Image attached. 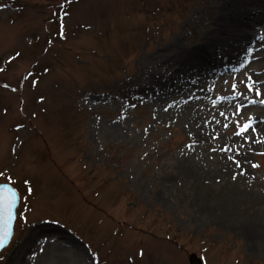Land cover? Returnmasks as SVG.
<instances>
[{"label":"rangeland","instance_id":"374dc122","mask_svg":"<svg viewBox=\"0 0 264 264\" xmlns=\"http://www.w3.org/2000/svg\"><path fill=\"white\" fill-rule=\"evenodd\" d=\"M255 11L224 34L237 59L219 50L195 64L174 44L216 37L214 0H0V182L23 194L3 255L264 264V12ZM235 13L227 7L224 20Z\"/></svg>","mask_w":264,"mask_h":264},{"label":"bare ground","instance_id":"6f19581e","mask_svg":"<svg viewBox=\"0 0 264 264\" xmlns=\"http://www.w3.org/2000/svg\"><path fill=\"white\" fill-rule=\"evenodd\" d=\"M221 6L217 4V2L214 0V6L218 9L217 17L214 22V26H217L216 29L213 31L216 37H210L204 38L199 42L198 47L193 48H187L182 47L178 44H174L175 47L178 49V59L180 61H193L195 64H197L198 61H203L202 64H205L206 61H213L214 58H216L217 52L220 50L222 53L227 57L228 60L237 59L235 55V51H232L231 49H225L223 48V42L222 40L225 39L224 34L231 31V29L238 30L239 27L242 26L241 21L245 20V18L250 16V13L255 11L254 8L251 7L253 3L257 4L258 11L259 9L264 12V0H221L220 1ZM227 7H235L236 13L234 14V17L232 20H230V23L228 21H225V9ZM224 11V14H223ZM258 11H255L256 14H259ZM264 16V15H263ZM220 19V22L218 23L217 20ZM262 21L264 22V17L257 19V22L259 23V26H261ZM209 32V31H208ZM208 32H205L204 35H206ZM252 34L251 33H240L237 35L238 40H248ZM235 55V56H234ZM227 60V61H228ZM183 77L180 78V76H173L172 81L173 83L176 81L178 83ZM169 81H171V78L168 77L167 81L162 85L163 87L166 86ZM175 84V83H174ZM161 86V87H162ZM15 255L11 258V264H15L16 259Z\"/></svg>","mask_w":264,"mask_h":264},{"label":"snow or ice","instance_id":"6c2138e0","mask_svg":"<svg viewBox=\"0 0 264 264\" xmlns=\"http://www.w3.org/2000/svg\"><path fill=\"white\" fill-rule=\"evenodd\" d=\"M61 35H63V33H61ZM20 56H21V53L17 52L15 57H13L12 59H16V58H18ZM0 72H4V69L0 68ZM249 79H250V77H249ZM241 83H243V81H241ZM232 87L233 88H237V85L233 84ZM246 87L250 91L253 89V85H251V84L246 85ZM256 94L259 95V90L258 89L256 90ZM165 111H167V109H165ZM240 111H242V109H237V113L236 114H238ZM221 115H223V113H221ZM238 123H239V121L237 120V124ZM225 127H227V125H225ZM251 127H252V123L251 122L245 123L243 125V127L241 128V131L238 133V135H243V133L247 132V130L249 128H251ZM249 139H251V137H249ZM213 151H215V149ZM235 163H236L237 167H240L239 160H236ZM252 166L253 167H258V165H255V164L252 165ZM0 175H2V173H0ZM8 191L11 192V189H8ZM27 191H28V193H33V188L29 187L27 189ZM4 199L7 201L6 211H7L8 221L10 222L12 220V207L15 204V193H12L10 198L9 197H5ZM51 222H58V221H51ZM7 235H8L7 233L4 234L5 238L7 237ZM2 247H3V242L0 241V248H2ZM129 255H135V253H130ZM139 256H141V257L144 256L143 250H141L139 252ZM0 264H11V261L7 257H5L2 253H0ZM22 264H30V262L25 260V261L22 262Z\"/></svg>","mask_w":264,"mask_h":264},{"label":"water","instance_id":"95a60500","mask_svg":"<svg viewBox=\"0 0 264 264\" xmlns=\"http://www.w3.org/2000/svg\"><path fill=\"white\" fill-rule=\"evenodd\" d=\"M12 193H14V192L13 191L9 192L8 189H6L5 187H0V211L3 212L7 218L5 221V224H4L5 228L8 226V224H12V222L14 220V216H15V211H16L17 205H18V196L15 194V204L12 207V220L9 222L8 216H7V211H6L7 201L4 198L5 197L10 198ZM190 262H191V264H203L201 258H199L196 254H192L190 256Z\"/></svg>","mask_w":264,"mask_h":264}]
</instances>
